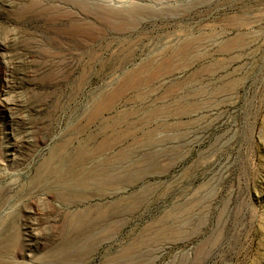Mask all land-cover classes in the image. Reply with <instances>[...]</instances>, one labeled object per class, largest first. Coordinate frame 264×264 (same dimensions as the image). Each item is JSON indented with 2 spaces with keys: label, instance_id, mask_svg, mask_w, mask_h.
<instances>
[{
  "label": "rangeland",
  "instance_id": "374dc122",
  "mask_svg": "<svg viewBox=\"0 0 264 264\" xmlns=\"http://www.w3.org/2000/svg\"><path fill=\"white\" fill-rule=\"evenodd\" d=\"M0 264H264V0H0Z\"/></svg>",
  "mask_w": 264,
  "mask_h": 264
},
{
  "label": "bare ground",
  "instance_id": "6f19581e",
  "mask_svg": "<svg viewBox=\"0 0 264 264\" xmlns=\"http://www.w3.org/2000/svg\"><path fill=\"white\" fill-rule=\"evenodd\" d=\"M182 44L174 47L173 49H171L170 53L166 54V59L163 60L162 62H157V63H152V64H146L141 66L140 68H138L136 71H134L133 73H131L130 75H128L125 80L123 81V83L120 85L119 88L116 89L115 93L121 92L124 87H136L142 83L148 82V81H152V79L155 78H159V76H167L168 74H170L172 71H175L178 69L177 65H181L182 66ZM152 61V60H151ZM105 100L100 102L97 107L96 110H101L102 108H104L106 106ZM171 113V112H170ZM169 140V139H168ZM103 150V149H102ZM101 150V151H102ZM100 151V150H99ZM77 155V154H76ZM84 157V156H83ZM77 158L80 160V156H77ZM77 163V162H75ZM81 163V162H80ZM79 164V163H78ZM76 164V166L78 165ZM80 166V165H79ZM61 169V168H60ZM88 169V168H87ZM73 170V169H72ZM78 170V169H77ZM83 170V169H82ZM81 171V170H80ZM90 171V170H88ZM87 171V172H88ZM72 172V171H71ZM75 172V171H74ZM79 172V171H78ZM98 172V171H97ZM86 172H84V175L87 177V179L90 177H88L86 174ZM74 174V173H72ZM78 174V173H77ZM82 174V172H81ZM88 174V173H87ZM75 175V174H74ZM85 176H81L79 175V177L77 178V182L80 185H85L86 182V177ZM93 176V175H92ZM70 177V176H69ZM97 177V176H96ZM95 177V178H96ZM120 177V176H119ZM97 178H100V175H98ZM110 178V177H109ZM67 179V178H66ZM102 179V178H101ZM107 179V178H105ZM120 179V178H119ZM62 180V179H61ZM89 180V184L90 183H94V182H90L91 179ZM66 181V180H65ZM68 181V180H67ZM70 181V180H69ZM73 181V180H72ZM71 181V182H72ZM93 181V180H92ZM120 181V180H119ZM70 182V183H71ZM69 183V184H70ZM64 186V185H63ZM89 186V185H88ZM66 188V186H64ZM69 187V186H67ZM72 188V187H71ZM78 190V189H75ZM81 190V189H80ZM87 190V189H86ZM73 192V191H72ZM80 192V191H79ZM57 193V192H56ZM72 196V195H71ZM82 214V213H80ZM79 214V215H80ZM71 218V217H70ZM76 219V218H75ZM78 220V219H77ZM83 219H80V221L78 222V226L83 230L84 229V221H82ZM76 222V221H75ZM87 223V222H86ZM76 225V224H75ZM74 234V233H73ZM83 249V248H82Z\"/></svg>",
  "mask_w": 264,
  "mask_h": 264
}]
</instances>
